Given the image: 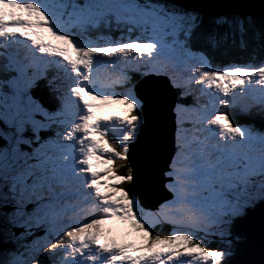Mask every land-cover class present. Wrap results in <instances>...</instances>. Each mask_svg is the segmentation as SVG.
Returning a JSON list of instances; mask_svg holds the SVG:
<instances>
[{"label":"snow or ice","instance_id":"6c2138e0","mask_svg":"<svg viewBox=\"0 0 264 264\" xmlns=\"http://www.w3.org/2000/svg\"><path fill=\"white\" fill-rule=\"evenodd\" d=\"M212 25L168 0H0V239L15 245L0 264H229L233 222L264 203V131L230 112L245 98L264 110V13ZM199 45L252 49L220 67ZM132 73L164 78L174 94L171 199L155 211L95 170L98 161L110 166L106 180L136 184L133 167H112L130 164L150 124ZM41 84L47 104L33 95ZM108 103L127 115L101 122L95 112ZM114 223L138 243H101L110 232L100 226ZM165 224L167 236L153 234ZM212 238L226 246L210 249Z\"/></svg>","mask_w":264,"mask_h":264},{"label":"water","instance_id":"95a60500","mask_svg":"<svg viewBox=\"0 0 264 264\" xmlns=\"http://www.w3.org/2000/svg\"><path fill=\"white\" fill-rule=\"evenodd\" d=\"M260 0H168L177 7L198 14L203 21L223 15H237L250 10ZM138 98L148 101L149 127L130 146L128 159L135 169V189L146 210L155 211L171 194L164 188L167 170L174 155L173 94L155 78H145L135 85ZM233 233L242 238L243 250L229 259V264H264V203L236 219Z\"/></svg>","mask_w":264,"mask_h":264},{"label":"trees","instance_id":"16d2710c","mask_svg":"<svg viewBox=\"0 0 264 264\" xmlns=\"http://www.w3.org/2000/svg\"><path fill=\"white\" fill-rule=\"evenodd\" d=\"M261 3V4H260ZM260 3L257 4V7H252L249 11L247 12H242L240 16H245V15H252L253 17H255L257 19V21H259L262 13H264V2L261 1ZM260 5V6H259ZM223 16H228V17H232L235 15H223ZM203 28L205 30L211 29L213 27L212 25V21H203ZM221 31H223V29H221ZM115 36H118L119 33H114ZM194 47H199L202 48L206 54L209 56V58L211 59V61L217 65H228L230 63H245L250 59V54H251V49H252V45L249 46L248 49H241L238 46H220L216 49H212L210 47H207L206 45H199V46H194ZM261 55H264V53H261ZM43 93L45 95V102L47 104L48 102V96H47V90H43ZM233 118V117H232ZM234 120V119H233ZM262 120V121H261ZM257 124H259L260 127L264 128V119H257L254 120ZM238 124H241V121H235ZM254 128L255 125H253ZM261 130V128H260ZM110 144L111 146L115 147L116 146V139L110 137ZM3 142V139H0V144ZM115 168L116 170V174L118 175H126L127 171H128V165H125L124 162H120V161H116V163L112 166ZM120 188H124V189H130V184H122V186H120ZM171 232V226L170 225H162V226H158L156 229L153 230V234L159 233L162 236H167L169 233ZM214 239V243H210V245L208 244V247L210 249L212 245H214V248L217 247H221V245L217 242V238H213ZM235 244V248L233 249V254L231 257H234L235 255L239 254L243 248L241 246V244L237 243L236 241H233ZM5 249H8L7 247H4V245L1 243L0 241V253L3 252Z\"/></svg>","mask_w":264,"mask_h":264},{"label":"rangeland","instance_id":"374dc122","mask_svg":"<svg viewBox=\"0 0 264 264\" xmlns=\"http://www.w3.org/2000/svg\"><path fill=\"white\" fill-rule=\"evenodd\" d=\"M215 18L211 19V20H208V21H213ZM162 80H164V78H161ZM116 93L119 94V91L118 90H115ZM33 95H34V92H33ZM35 96V95H34ZM118 97L117 96H114L112 97L111 99L113 100H116ZM124 109H120V103H108L106 105H101L95 112L96 114V117L101 120V122H104L106 120H108L109 118H111L113 121L118 118V117H124L127 115V112L122 113ZM125 111V110H124ZM242 116L240 117H244L246 116L245 113L241 114ZM246 119V118H245ZM4 142H2L0 145H3ZM106 157L105 156H101V160L105 159ZM95 164H98L97 167L95 168V170L99 173V176H100V181L102 183V185L104 184H109V182L111 180H106L105 179V172L104 170L108 167H110L109 165H105V164H100L98 161H94ZM101 171V172H100ZM102 179V180H101ZM99 181V183H100ZM105 181V182H104ZM100 183V184H101ZM111 184H114L117 186V184L119 185L120 183L117 182V181H111L110 182ZM118 187V186H117ZM104 190V191H103ZM167 191V189H166ZM101 192H104V193H108L110 196L112 195L111 191L109 190V188H101ZM116 195L118 196L119 193L117 192ZM251 210V209H249ZM248 210V211H249ZM247 211V212H248ZM244 216V215H243ZM242 217V216H241ZM239 218V217H238ZM102 229H104L103 227H108L107 230H109L110 233H112L114 235L115 238H112L109 237V235L105 236L104 239H106L107 242H111L115 239L116 242L118 243H138V236L136 235H131V236H126L125 233L128 232V229L125 227V226H122V225H117V224H105V225H101L100 226ZM16 229H13V231H15ZM105 230V229H104ZM18 234V233H17ZM230 242H231V251H233V249L235 248L234 246V242L233 241H236L237 243L241 244V240L242 238H239L237 237L234 233H233V230L231 229V236L229 238ZM1 243L4 245V247H7L8 249H13L15 247V245L11 242L5 244L3 243L2 239H0ZM217 242L221 245V247H224L226 246V243L225 241H221L219 238H217ZM210 243H214V239L212 238L210 240V242H208V244L210 245ZM211 248H214V245L211 246ZM233 254V252H232ZM230 259V257L228 258Z\"/></svg>","mask_w":264,"mask_h":264},{"label":"bare ground","instance_id":"6f19581e","mask_svg":"<svg viewBox=\"0 0 264 264\" xmlns=\"http://www.w3.org/2000/svg\"><path fill=\"white\" fill-rule=\"evenodd\" d=\"M40 88L45 90V88L43 87V84H41V87H40ZM190 98H191V102L194 103V99H193V97L190 96ZM246 99H247V102L245 101ZM242 103H248V104H251V105H252L251 107H254V109H255V108L258 109V107H259L258 104L254 103L250 98H245V99H243L242 101H240V103L238 104L239 107L241 106ZM125 112H127V111H126V110H125V111H124V110L122 111V113H124V114H125ZM261 121H262V120H261ZM97 165H98V164H97ZM100 172H101V171H100ZM103 173H105V172H103ZM101 180H102V179H101ZM104 182H105V181H104ZM110 182H111V181H110ZM110 182H109V183H110ZM101 184H102V183H101ZM114 184H115V183H114ZM117 185H118V184H117ZM102 188H103V187H102ZM105 188H106V187H105ZM103 191H104V190H103ZM103 228L105 229L106 232H109V230H107L108 227H103ZM109 237H111V239H112V238H115L114 235H113L112 233L109 234ZM65 239H67V238H65ZM108 240H109V239H108ZM108 240H107V241H108ZM114 240H115V239H114ZM104 242H106V239H104V237H102V239H101V243H104Z\"/></svg>","mask_w":264,"mask_h":264}]
</instances>
